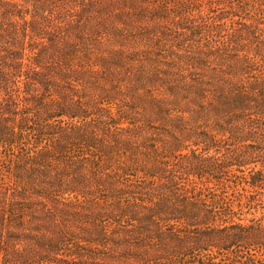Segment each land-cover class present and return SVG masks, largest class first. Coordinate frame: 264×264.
<instances>
[{
  "label": "trees",
  "instance_id": "16d2710c",
  "mask_svg": "<svg viewBox=\"0 0 264 264\" xmlns=\"http://www.w3.org/2000/svg\"><path fill=\"white\" fill-rule=\"evenodd\" d=\"M0 0V264H264V0Z\"/></svg>",
  "mask_w": 264,
  "mask_h": 264
},
{
  "label": "rangeland",
  "instance_id": "374dc122",
  "mask_svg": "<svg viewBox=\"0 0 264 264\" xmlns=\"http://www.w3.org/2000/svg\"><path fill=\"white\" fill-rule=\"evenodd\" d=\"M15 2H18V3H21V6L26 8V7H29L31 8L32 7V3L33 1L32 0H14Z\"/></svg>",
  "mask_w": 264,
  "mask_h": 264
}]
</instances>
